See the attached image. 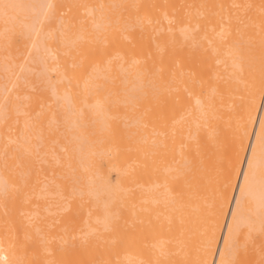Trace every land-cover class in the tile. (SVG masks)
<instances>
[{
    "label": "bare ground",
    "instance_id": "bare-ground-1",
    "mask_svg": "<svg viewBox=\"0 0 264 264\" xmlns=\"http://www.w3.org/2000/svg\"><path fill=\"white\" fill-rule=\"evenodd\" d=\"M263 97L264 0H0V264H264Z\"/></svg>",
    "mask_w": 264,
    "mask_h": 264
},
{
    "label": "rangeland",
    "instance_id": "rangeland-1",
    "mask_svg": "<svg viewBox=\"0 0 264 264\" xmlns=\"http://www.w3.org/2000/svg\"><path fill=\"white\" fill-rule=\"evenodd\" d=\"M263 99H264V97H263ZM263 226H264V225H263ZM253 228H256V227H253ZM257 228H258V227H257ZM257 228H256V229H257ZM262 228H264V227H262ZM262 228H260L259 230H261ZM245 230H246L245 227H242V228H241V231H244V233H245V232H248V231H245ZM249 230H250V228H249ZM250 231H251V230H250ZM250 231H249V234H251ZM252 231L255 232L256 234L259 233V232H262V231H256L255 229H252ZM252 231H251V232H252ZM253 232H252V233H253ZM255 233H253V235H254ZM239 234H241V233H239ZM242 234H243V233H242ZM249 234H248V235H249ZM262 234H263V236H262ZM262 234H259V235H261V236L264 238V231L262 232ZM259 235H255V236H256V237H259ZM249 236L253 237L252 234L249 235ZM251 237H250V238H251ZM256 237H253L254 239L252 238V240H254V241H253L254 243H253V242H250L251 240L249 239V237H247V235H246V237H245V240H246L247 243H248V242L253 243V245L251 244L252 246H251L250 244H248V245H250V246L253 247V248L255 247L254 249H255L256 251H257V250L259 251V252H257L258 254H259V253L262 254V252H264V251H263V250H264V246H263V247H262V246L259 247V248H260V249H259L258 247H256V245H257V244H259V245H263V244H264V243H263L264 240H263L262 237H261V238L259 237V239H255ZM255 241H256L257 243H256ZM258 241H260V242H262V243H260V242L258 243ZM244 242H245V241H244ZM243 244H244V243H243ZM245 245H247V244H245ZM245 245H243V246H245ZM259 245H258V246H259ZM243 248H244V247H243ZM253 248H252V249H253ZM252 249H251V250H252ZM262 249H263V250H262ZM260 250H261V251H260ZM261 254H260V255H261ZM263 255H264V254H263Z\"/></svg>",
    "mask_w": 264,
    "mask_h": 264
}]
</instances>
